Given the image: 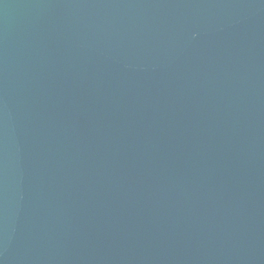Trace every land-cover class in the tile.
<instances>
[{
    "label": "water",
    "instance_id": "obj_1",
    "mask_svg": "<svg viewBox=\"0 0 264 264\" xmlns=\"http://www.w3.org/2000/svg\"><path fill=\"white\" fill-rule=\"evenodd\" d=\"M0 264H264V0H0Z\"/></svg>",
    "mask_w": 264,
    "mask_h": 264
}]
</instances>
